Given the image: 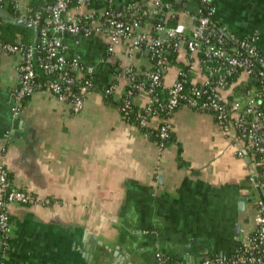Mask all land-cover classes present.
Returning <instances> with one entry per match:
<instances>
[{
	"label": "crops",
	"instance_id": "obj_1",
	"mask_svg": "<svg viewBox=\"0 0 264 264\" xmlns=\"http://www.w3.org/2000/svg\"><path fill=\"white\" fill-rule=\"evenodd\" d=\"M11 1L27 12L46 0ZM148 1L92 0L84 11L120 13ZM212 1L216 20L236 39L257 33L264 55V0ZM179 20L190 35L192 15L181 13ZM65 41L95 82L79 111L43 89L15 114L19 58L0 49V164L13 188L37 198L33 205H10L11 250L4 264H156L157 251L193 264L233 254L255 230L253 199L264 191L250 185L246 161L213 114L179 106L169 118L174 139L160 146L121 111L131 82L124 69L149 71L148 48L141 52L126 39L110 54L104 36ZM188 58L192 81L203 84L207 71L198 55L183 51L180 59ZM178 70L164 71L166 88ZM111 85L113 93L106 94ZM223 93L237 94L232 88ZM133 95L140 107L150 102L145 90ZM160 121L154 116L151 125Z\"/></svg>",
	"mask_w": 264,
	"mask_h": 264
},
{
	"label": "built area",
	"instance_id": "obj_2",
	"mask_svg": "<svg viewBox=\"0 0 264 264\" xmlns=\"http://www.w3.org/2000/svg\"><path fill=\"white\" fill-rule=\"evenodd\" d=\"M3 1L5 0H0V3ZM91 1L53 0L48 7L49 15L46 19L40 11L31 18H26V12H20L19 17L38 25L39 37L37 45L30 47L0 42V49L19 58L20 84L13 91L14 113L19 112L23 101L38 87L36 64L33 61L37 53L38 66L49 76L47 89L59 100L70 103L74 111H79L83 107L88 93L94 90V77L91 68L79 57L68 54L69 45L65 41L67 36H73L75 42H79L83 37L104 36L108 39L107 51L110 54H114L116 47L128 39L134 48L141 49L143 46L148 48L159 63L163 62L167 44L173 42L178 50L198 55L203 49V44L208 43L203 50L204 59L198 56L200 63L204 61L208 70L203 87L192 88L190 93H186L185 83L189 71L179 69L176 81L168 88L166 100L158 101L157 106L160 110L172 113L178 106L186 104L213 114L224 133L232 139L235 154L246 161L250 185L264 191V67L256 68L258 63L264 65V55L257 45V33L236 39L226 26L214 20L213 9L198 17L192 15L196 24L190 35H187L181 22L171 26L150 21L149 18L162 15L163 9L170 6L164 4L162 0L134 4L120 13L113 10L84 11ZM203 2L209 3V0ZM15 7L18 9L17 3ZM174 11L176 12L172 9L171 13ZM141 15L144 16L143 22L139 20ZM211 36L215 37L217 44L210 42ZM224 37L238 40L240 44L226 48L221 44ZM214 60L223 62L215 67L212 66ZM238 69H241V78L256 80L258 77L260 85L246 93H231L230 96H226L223 93L225 89L223 86L227 77ZM124 72L131 81L134 79L135 74L131 67H126ZM214 73L217 74V86L211 85L210 76ZM146 75L151 91L158 87L166 88L160 72L147 71ZM134 88L136 84L132 82L124 99V109L130 106ZM113 90L114 85H111L105 89V93L112 94ZM203 93L205 96H202ZM152 104L153 100H150L146 111L137 115L141 127L152 126L147 116L153 111ZM171 130L172 124L169 121L165 122L159 131L161 139L167 138ZM248 155L251 158L250 162H247ZM36 202L37 198L33 194L13 188L8 169L0 164V264H4L11 250L10 205H33ZM253 203L257 208L256 227L251 234H244L240 247L231 255L214 254L193 264H264V197H255ZM156 264L186 263L171 261L163 252L157 251Z\"/></svg>",
	"mask_w": 264,
	"mask_h": 264
},
{
	"label": "trees",
	"instance_id": "obj_3",
	"mask_svg": "<svg viewBox=\"0 0 264 264\" xmlns=\"http://www.w3.org/2000/svg\"><path fill=\"white\" fill-rule=\"evenodd\" d=\"M162 1L164 4H169L170 6L165 7L163 9L162 15L160 14V15L149 18L150 21L153 23L161 22V23L166 24V25L176 26L180 22L179 16L181 13H189L191 15H194L195 17H198V16L206 14L209 9H213V12H214L213 18H214V20H216V18H215L216 5L213 3L212 0H209V3H206V2L204 3L203 0H182L181 3H178L177 0H162ZM52 2H53V0L42 1V3L40 5L37 4V5H34V7H32L31 9L29 8V10H27V12H26L27 13L26 18H31L36 12L40 11L43 18L46 19V17H48V15H49L48 7ZM33 4H36V3H33ZM0 6L5 8L11 14L20 15L19 10L15 7V2H12L11 0H5V1L1 2ZM170 7L177 8V9H175L176 12L174 11L175 13L172 12V13H174V15H172V13H171L172 8L170 10ZM42 8H44V10ZM139 20L143 22L144 16L141 15L139 17ZM0 42L12 43V44H24L27 47H30V46L34 45V31L29 27L16 24L15 22L5 18L4 16H2L0 14ZM210 42L217 44V40L215 39L214 36L210 37ZM221 44L223 46H225L226 48H231L235 45L238 46L240 44V41L230 39L229 37H224V41ZM207 46H208V43L203 44V49L198 54L200 59L201 58L204 59V51L203 50ZM145 49H146V47L143 46L140 51L144 52ZM164 51L165 52H164L163 62H161V63H159L158 59H156L155 57L152 56L151 53H149V58H150L151 63H152V67L149 69V71L160 72L161 76L163 77L164 71L168 67L175 65L179 69H182L184 71H189L188 76H187V81L185 83V92L186 93H190L192 88L199 87L201 89L203 87L201 83H194L192 81V77L190 76L191 75V72H190L191 71V65H192L190 58L187 59V61H188L187 63H185L184 60L180 59V56L183 53V51L178 50L174 46L173 42L171 44H167L165 46ZM33 61L36 64V66H35L36 81L38 83V87H36V90H43V89L46 90L47 89V81H48L49 76L44 72V70L42 68H40L38 66V53L34 56ZM222 62L223 61H221V60H218V61L214 60L212 63V66L218 67L219 63H222ZM201 65L204 69H206V71L208 73V70L206 68V63L204 61H202ZM263 67H264V65H261L259 63L256 65L257 69H262ZM135 71H137V69H135L133 71L135 74V77L130 82V84L132 82L134 84H136V88H134L133 94H135L136 91L139 92V91L145 90L148 93L150 100H153V104H152L153 111L148 113V115H147L148 119L152 120V118L154 116H156L159 119H161V121L158 124V126H156V127H154V126L141 127L139 124V121L137 120V115L139 112L140 113L145 112L147 105L140 107L137 104H135L133 102L134 95L131 96L130 106L127 107L126 109H124L125 97L122 98V100H121L122 114H123L125 119L136 123L142 129L143 133L147 134L148 137L155 139L158 142V144L162 143L163 146H165L174 139L172 130L169 132V136L165 139H161V137L159 135V131H160L161 126L165 122H168V121L170 122L169 118L175 110L172 113H170L167 110H160L157 106V103H158V101L166 100V98L168 96V90L169 89L158 87V88L154 89L153 91H151L149 80H148V77L146 75L147 71L144 73L143 72L137 73ZM210 77L212 79L211 85L217 86L216 85L217 74L214 73ZM130 84L127 85V89L130 88ZM259 85H260V79L258 77L256 78V80H250L247 78L243 79V78H241V69H238L231 76L227 77V81L223 87L225 89L232 88V90L236 91L237 93H246L250 89L259 87ZM93 89H95V86ZM204 90L205 89L203 88L202 92H204ZM204 94L205 93H203L202 96H205ZM26 99L24 101H26Z\"/></svg>",
	"mask_w": 264,
	"mask_h": 264
},
{
	"label": "water",
	"instance_id": "obj_4",
	"mask_svg": "<svg viewBox=\"0 0 264 264\" xmlns=\"http://www.w3.org/2000/svg\"><path fill=\"white\" fill-rule=\"evenodd\" d=\"M179 2H181V0H178ZM0 14L2 16H4L5 18L15 22L16 24L22 25V26H26L29 27L31 29L34 30V45L37 44L38 42V37H39V30H38V25L27 20L24 18L19 17L16 14H11L10 12H8L5 8H3L2 6H0ZM250 80H255V78H251ZM247 161H250V156L248 155L247 157ZM243 201L246 200V198H242ZM240 206H243L244 203H240ZM238 229H240V225H238Z\"/></svg>",
	"mask_w": 264,
	"mask_h": 264
}]
</instances>
